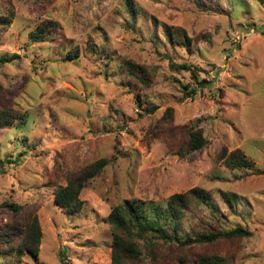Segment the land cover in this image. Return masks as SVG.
<instances>
[{
    "label": "rangeland",
    "instance_id": "rangeland-1",
    "mask_svg": "<svg viewBox=\"0 0 264 264\" xmlns=\"http://www.w3.org/2000/svg\"><path fill=\"white\" fill-rule=\"evenodd\" d=\"M43 20L51 29L34 41L29 32ZM168 26L191 41L170 45ZM13 53L19 58L0 64V106L19 112L0 127V264H110L114 206L135 200L163 210L170 195L194 187L211 199L190 207L178 236L235 226L251 235L183 247L145 240L128 264H195L212 254L264 264V5L0 0V58ZM181 63L209 83H196ZM187 83L196 93L184 97ZM188 128L207 140L180 155ZM235 149L250 166L223 164L219 153ZM99 159L107 163L80 191L81 210H62L56 188ZM33 216L37 255L18 257L13 234Z\"/></svg>",
    "mask_w": 264,
    "mask_h": 264
},
{
    "label": "trees",
    "instance_id": "trees-1",
    "mask_svg": "<svg viewBox=\"0 0 264 264\" xmlns=\"http://www.w3.org/2000/svg\"><path fill=\"white\" fill-rule=\"evenodd\" d=\"M258 4L264 5V0H254ZM128 7L130 6L127 3ZM131 8L128 11L132 17ZM50 21L43 20L39 26L29 32V36L35 40H42L47 37L50 31ZM167 41L172 46L187 45L191 39L186 35L183 29L176 26H168L166 28ZM76 54L74 55V57ZM19 55L16 53L0 58V64L10 63L18 59ZM174 67L175 64H169ZM130 73H134L133 67L127 65ZM177 67L188 71L191 78L199 85L208 84L205 78H198V68L192 64L181 63ZM184 97H188L196 93V89L191 87V83L183 85ZM139 105V98L137 99ZM138 105V106H139ZM150 112L155 111L152 106L147 109ZM19 117V112L12 108L0 106V127L10 125L16 118ZM205 137L200 129L188 128L187 140L179 148V154L192 153L200 149L206 143ZM219 159L227 168H243L251 165L250 160L239 149H235L229 153L221 152L218 155ZM105 159H99L94 163L88 165L84 169L78 171L68 178L65 185H59L54 191V201L56 204L67 213H75L81 210L83 202L79 198L80 191L85 187L87 181L96 176L106 165ZM211 199L210 192L194 187L184 193H174L166 200V206L163 210L160 208L149 205V212L143 206V202L125 200L112 208L108 217L107 223L112 231V243L110 264H128L129 262L139 257V243L141 241L149 240L150 242L162 241L176 246H186L192 243H213L222 239H231L234 237H242L251 235V232L241 226H235L232 229L224 230H211L195 235H185L184 237L178 236L176 228L184 218L185 213L190 207L203 204ZM233 200H230V202ZM14 211H18L21 206L16 203H6ZM173 224H170V223ZM175 227L173 231L169 229ZM17 228V227H16ZM15 229V227H14ZM13 229V230H14ZM19 231L13 235H18V241L15 250L16 255L19 257L25 253L36 256L40 244V229L38 226L37 218L35 216L30 218L25 230H22L20 235ZM6 236V234H1ZM20 238V240H19ZM13 238L8 237L4 239L5 243H12ZM232 262V261H231ZM228 259L212 254L210 256L199 257L195 264H230Z\"/></svg>",
    "mask_w": 264,
    "mask_h": 264
}]
</instances>
